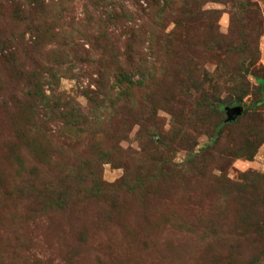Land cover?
<instances>
[{
	"label": "rangeland",
	"instance_id": "rangeland-1",
	"mask_svg": "<svg viewBox=\"0 0 264 264\" xmlns=\"http://www.w3.org/2000/svg\"><path fill=\"white\" fill-rule=\"evenodd\" d=\"M259 78L264 0H0V264H264Z\"/></svg>",
	"mask_w": 264,
	"mask_h": 264
},
{
	"label": "water",
	"instance_id": "water-1",
	"mask_svg": "<svg viewBox=\"0 0 264 264\" xmlns=\"http://www.w3.org/2000/svg\"><path fill=\"white\" fill-rule=\"evenodd\" d=\"M243 105L242 104H236L234 106H229L226 108L227 111V120L232 121L235 120L239 115L242 114L243 111Z\"/></svg>",
	"mask_w": 264,
	"mask_h": 264
},
{
	"label": "trees",
	"instance_id": "trees-1",
	"mask_svg": "<svg viewBox=\"0 0 264 264\" xmlns=\"http://www.w3.org/2000/svg\"><path fill=\"white\" fill-rule=\"evenodd\" d=\"M259 81H260L261 84L264 83V80H263V79H260V78H259Z\"/></svg>",
	"mask_w": 264,
	"mask_h": 264
}]
</instances>
